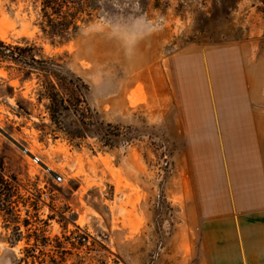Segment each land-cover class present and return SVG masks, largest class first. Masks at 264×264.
Returning a JSON list of instances; mask_svg holds the SVG:
<instances>
[{
  "label": "rangeland",
  "instance_id": "1",
  "mask_svg": "<svg viewBox=\"0 0 264 264\" xmlns=\"http://www.w3.org/2000/svg\"><path fill=\"white\" fill-rule=\"evenodd\" d=\"M85 1L79 30L56 45L39 2L0 0V39L56 59L81 98L54 121L39 73L0 65V171L12 195L0 190V264H218L193 191L190 115L215 110L211 52L264 45V0ZM260 209L240 228L236 262L221 242L220 264H264ZM28 228L41 241L32 249Z\"/></svg>",
  "mask_w": 264,
  "mask_h": 264
},
{
  "label": "crops",
  "instance_id": "2",
  "mask_svg": "<svg viewBox=\"0 0 264 264\" xmlns=\"http://www.w3.org/2000/svg\"><path fill=\"white\" fill-rule=\"evenodd\" d=\"M228 50L208 55L215 110L206 105L192 111L189 125L197 212L218 264L226 261L218 248L224 241L232 252L227 260L237 261L240 228L244 234L245 226L254 225L264 203V45ZM254 53L258 56L252 59ZM229 198L236 200L234 206ZM245 215H251L247 223Z\"/></svg>",
  "mask_w": 264,
  "mask_h": 264
},
{
  "label": "trees",
  "instance_id": "3",
  "mask_svg": "<svg viewBox=\"0 0 264 264\" xmlns=\"http://www.w3.org/2000/svg\"><path fill=\"white\" fill-rule=\"evenodd\" d=\"M41 4V23L40 28L45 36L52 40L53 44L63 45L68 43L80 28V21H83V15L87 12V3L85 0H36ZM25 41V45L20 42L8 43L0 39V65L7 64V68H16L23 70L26 74L25 79H29L33 72L39 73L40 80L44 89L45 98L49 103L46 105L52 120L57 119V115L72 107L81 106L80 95L76 92L79 87V79L65 73L61 65L53 58H38V47L34 43ZM71 87L73 93H67ZM72 94V95H71ZM80 104H79V103ZM0 190L5 195L6 202L12 195L8 188V182L5 181L0 171ZM9 209V208H8ZM28 227V220L24 221ZM17 234V235H16ZM28 241L34 239L35 248L41 241L38 230L27 229ZM14 235L16 237L14 238ZM23 237V231L20 228L13 230L12 244L20 241ZM45 246V245H44ZM26 252L29 248L25 249ZM28 257V255H26Z\"/></svg>",
  "mask_w": 264,
  "mask_h": 264
},
{
  "label": "water",
  "instance_id": "4",
  "mask_svg": "<svg viewBox=\"0 0 264 264\" xmlns=\"http://www.w3.org/2000/svg\"><path fill=\"white\" fill-rule=\"evenodd\" d=\"M3 133L9 138V139H11L12 141H14L23 151H25V152H28V150L23 146V145H21V144H19L18 142H16L14 139H12V137L10 136V135H8L7 133H5L4 131H3ZM49 169V168H48Z\"/></svg>",
  "mask_w": 264,
  "mask_h": 264
},
{
  "label": "built area",
  "instance_id": "5",
  "mask_svg": "<svg viewBox=\"0 0 264 264\" xmlns=\"http://www.w3.org/2000/svg\"><path fill=\"white\" fill-rule=\"evenodd\" d=\"M33 160H34V162L37 163V164L41 162V160H40L39 158H37V157H35ZM57 180H61V177H58Z\"/></svg>",
  "mask_w": 264,
  "mask_h": 264
}]
</instances>
